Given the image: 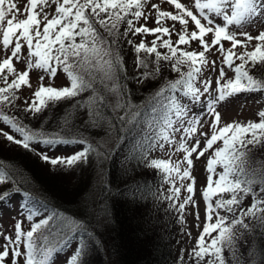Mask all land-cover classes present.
Wrapping results in <instances>:
<instances>
[{
  "label": "snow or ice",
  "instance_id": "snow-or-ice-1",
  "mask_svg": "<svg viewBox=\"0 0 264 264\" xmlns=\"http://www.w3.org/2000/svg\"><path fill=\"white\" fill-rule=\"evenodd\" d=\"M165 2L174 12L161 9ZM148 3L149 0H25L21 8L15 0H0V53L4 57L0 59V82L4 85L0 86V120L19 134V138L2 129L0 135L31 152H37L33 145L43 146L37 154L54 169L60 166L71 170L77 165L94 163L93 155L107 158L110 148L77 135L80 129L74 119L58 120L59 131L52 132L46 130L45 121L33 129L5 114L4 109L15 105L22 86L31 88L30 72L36 69L44 75L38 77L40 86L32 100L23 102L25 113L35 117L49 104L55 106L61 101L75 100L88 92V102H77L73 107L85 109L84 127L104 128L107 136L110 127L99 120L95 107L104 102V92H108L116 97L114 110H123L119 116L121 127L135 128L143 115V106L132 107L121 102L119 73L125 69L120 41L127 40L136 54L137 68L144 69L138 77L139 83L161 75L162 61L178 74L177 79L167 81L148 101L150 119L141 124L148 135L140 143L143 145V139L149 141L141 155L142 160H147L153 150L164 152L166 146L171 148L177 143L176 134H180L178 147L168 154V159H152L146 166L160 172L169 185L165 199L178 212L181 223H184L186 206H191L195 219L200 220L199 205L194 199L197 180L192 172L194 161L206 158L202 192L205 221L189 259L193 264H203L206 258V264H229L224 255L227 250L231 264H242L245 257L239 251V243L244 234L264 231V157L253 154L255 149H264V110L257 113L258 122L239 123L224 122L218 109L242 93L264 92V79L250 74L258 66H264V30L256 35L246 30L264 25V0H192L191 6L182 0H160L159 4H151L155 10V28L146 26ZM19 16L25 18L18 19ZM141 18L145 24L137 26ZM164 21L174 22L171 29ZM176 23L180 25L179 32H175ZM189 23L194 26L190 32ZM121 25H126L123 31ZM174 32L178 37L175 43L171 39ZM129 33L155 38L151 46L144 40L136 44L128 39ZM209 35L210 41L206 39ZM197 41L200 51L181 47ZM223 42H229L231 47L225 48ZM160 48L166 52L162 53ZM238 48L243 51H237ZM213 49L219 52L221 60H208L206 54ZM141 53L145 54L143 58ZM153 56L154 67L150 72L148 57ZM22 59L26 61V68L18 71L14 62ZM206 69H210L209 77H204ZM226 69L234 76L227 78ZM61 71L68 84L52 86ZM211 73H217L214 81ZM45 76L48 86L43 84ZM96 81L102 85V92H97ZM185 100L190 103L186 104ZM196 105L200 106L199 112L194 111ZM205 122L208 132L202 131ZM61 145H75L76 150L69 156L48 154L53 147ZM181 152L182 159L173 161L172 156ZM4 167L0 162V203L13 195L11 190L3 188L8 182ZM182 189L188 195L177 203ZM19 191L17 188L16 192ZM249 196L250 206L241 207ZM32 215L29 213V220ZM82 227L80 220L55 212L32 223L26 232L22 230V223L17 222L14 235L0 232L3 239L0 264H53L56 253L50 242L55 238L53 233L67 235ZM85 255L83 247H78L66 264H84ZM179 264H185L183 250ZM260 264H264V254Z\"/></svg>",
  "mask_w": 264,
  "mask_h": 264
},
{
  "label": "trees",
  "instance_id": "trees-1",
  "mask_svg": "<svg viewBox=\"0 0 264 264\" xmlns=\"http://www.w3.org/2000/svg\"><path fill=\"white\" fill-rule=\"evenodd\" d=\"M125 27L126 25H121V31ZM174 35H176L175 32L172 37ZM172 37L175 43L176 40ZM154 38L151 36V39ZM128 39L136 44L141 40L145 43L147 41V37L133 36L132 33H129ZM223 43L226 47V42ZM128 45L127 40L122 39L120 53ZM158 50L162 53L166 52L163 48ZM237 51H243V49H237ZM130 53L136 60V54L131 45ZM144 55L141 53L142 58ZM121 56L125 69L119 73L122 89L121 102L132 107L143 106L144 109L140 122L135 128L121 127L120 115L116 114L118 112L111 104L114 96L108 92H104L106 99L103 103L96 104L95 109L100 114L99 120L107 122L110 127V133L107 136L104 128L83 126L84 116L79 115L80 108L67 109L57 105L53 108L48 107L33 117L32 114L23 111L26 105L18 99L13 107L4 109L5 114L16 117L19 122L33 129L39 127L41 121H45L46 130L55 132L59 131L58 120L74 119L76 127L80 129L77 135H82L88 142L103 145L104 141L112 140L108 145L111 147L108 157L93 155L94 163L80 165V169L77 167L74 183L67 186L60 180L58 182L57 178L68 172V169L57 166L55 169L48 167V172L43 168L39 170L42 165L37 158L40 145H33L37 152H31L0 137V162L5 166L3 171L8 173V182L3 188L13 192L10 199L0 203V224H2L1 217L5 213V208L12 207L14 197L17 195L21 197L20 204L27 209L22 217L23 220H29L28 215L32 213V219L29 221L34 223L35 216L43 213L48 216L55 212L65 217L78 219L83 224L78 231L67 235L56 236V233H53L55 238L50 242L56 248V253L52 261L58 255L71 257L75 249L83 247L86 253L83 257L84 264H179L180 257L176 258L178 247L175 235L178 212L170 208L168 200L165 199V184L162 182L161 175L152 167L146 166L155 155L161 154V151L153 150L148 154L147 160H142L143 149L147 148L149 141L143 139V145L140 143L143 136L148 135L141 127L144 121L150 119L148 101L155 91L167 81L177 79L178 76L170 70L166 62L162 61L161 75L148 79V82L140 88L137 80L144 69L137 68L138 72L135 74V70L125 63L126 60L122 54ZM148 60V70L151 72L154 67L152 64L154 56L148 57ZM250 74L264 79V66H258ZM96 90L98 93L103 91L99 81H96ZM86 93L85 95L89 97L88 92ZM258 93L264 95V92ZM253 121L258 122V116ZM1 123L5 125L2 120H0ZM9 134L19 138V134L12 130ZM253 154L264 157V149H255ZM50 155L54 157L56 154ZM17 188L20 189L19 192H16ZM53 189L55 191L50 192ZM41 190L47 191L48 195ZM251 199V196L245 198L241 207L250 206ZM241 241L247 244L244 247L243 243L241 248V253L245 257L242 264H260L261 256L264 254V231L245 233ZM184 262L193 264L191 261L184 260Z\"/></svg>",
  "mask_w": 264,
  "mask_h": 264
},
{
  "label": "rangeland",
  "instance_id": "rangeland-1",
  "mask_svg": "<svg viewBox=\"0 0 264 264\" xmlns=\"http://www.w3.org/2000/svg\"><path fill=\"white\" fill-rule=\"evenodd\" d=\"M15 2L18 4V6H20L21 8H23L24 4H25V0H15ZM182 2L186 3L187 5L191 6V2L192 0H182ZM153 3H160V0H149V3L147 5V7L145 8V14L148 15V19H147V23L146 26L149 28H155L154 26L156 25L155 23V10L151 8V4ZM161 9L165 10V11H170V12H174V9L172 8V6L168 5L166 2L161 4ZM149 13H151L149 15ZM25 18L24 16H19L18 19H22ZM165 25L168 26L170 29L173 25L174 22L172 21H164ZM145 24V20L143 18H141L139 20V22L137 23V26L140 25H144ZM180 29V25L178 23H176L175 26V32H179ZM188 30L189 32L194 30V26L189 23L188 25ZM247 31H249L251 34L256 35L258 33V31L260 30H264V25H258L256 27H249L246 29ZM141 36L147 37V41L146 44L148 46H151V36L152 35H144V34H140ZM172 37V36H171ZM173 39L177 40L178 37L177 35H174L172 37ZM241 39H243L242 37H240ZM206 39H208L209 41L211 40V35H209L208 37H206ZM136 42H138V40L136 39ZM254 43V42H253ZM182 48H184L185 50H195V51H200L202 50L199 46L198 41L197 42H192L189 45H183L181 46ZM231 47L229 42H226V47L225 48H229ZM251 46H249L250 48ZM240 50V48H238ZM27 49H24V55H26ZM124 56V59L126 60L125 63L128 64L129 67H131V69L135 70V74L138 72L137 70V66H136V60L133 58L132 54L130 53V45L126 46L124 48V51L121 53ZM207 58L209 61H212L214 59L216 60H221L222 57H220L219 52H217L215 49H213L211 52L207 53ZM4 58L3 57V53H0V59ZM15 67L17 68L18 71H23L26 68V61L24 59H22L19 63L14 62ZM227 72V78L233 77V73L226 69ZM134 73V72H133ZM209 73H210V69H206L204 71V77H209ZM40 75H44V73L40 70H36L33 69L30 72V83H31V88L27 87V86H22L21 90L17 93V95L19 96V99L22 100V102H24L26 99L30 102L33 98V93L35 90L38 89L39 82H38V77ZM217 73H211L210 78L213 79V81L215 80ZM178 76V74H177ZM11 76L9 77V82L11 81ZM138 82V80H137ZM148 82L147 80L144 83H139L138 85L139 87H143V85ZM2 86L3 83H0ZM43 84L45 86L49 85V80L47 78V76H45V79L43 81ZM68 84V80L65 76L64 73L59 72L57 77L55 78V80L52 82V86L54 87H62ZM213 87H215V84H213ZM86 92L82 94L81 97L79 98H75V100H69V101H61L58 104H56L55 106H63L66 107L67 109H71L73 107V105L77 102H83V103H87V97L88 95ZM89 94V93H88ZM90 95V94H89ZM182 97V94L180 95ZM203 99V98H202ZM115 100L116 97L114 96V99H112V107L114 109V105H115ZM186 104L190 103L187 100L184 101ZM23 105V104H22ZM48 107L53 108V105L49 104ZM96 109V107H95ZM83 108H80V110H78L79 115L84 116V112ZM116 114L118 115H122L123 114V110L120 109H115ZM221 114H222V118L224 122H239V123H247L248 121H253L255 119V117L257 116V113L260 110H264V95L256 92V93H242L234 98L229 99L228 101H226L225 103L221 104L219 106L218 109ZM194 111L199 112L200 111V106L196 105ZM254 122V121H253ZM0 129H2L3 131L6 132H10L11 128L10 126H6L3 125L2 123L0 124ZM202 131L208 132L209 128L207 126V122H205V126L202 129ZM179 136L180 134L177 133L176 134V140L177 143L172 145L171 148H168L167 146L165 147V151L161 152V154L159 155H155V157H153V159H168V154L171 152L175 151V148L178 147V143H179ZM0 137L4 138L2 135H0ZM197 138H199L197 136ZM112 142L111 141H104V144L107 145V148H111L108 145H110ZM220 146L219 144L217 145V147ZM39 150L43 149V146H39L38 147ZM18 149V148H17ZM74 150H76V146L73 145L71 147H67V146H59V147H53L51 150L48 151V154H56L55 156H69L71 155L70 153L73 152ZM182 155L183 153H175L172 156L173 161L182 159ZM207 155V154H206ZM52 156V155H50ZM37 158L40 159L39 155H37ZM42 165L39 167L40 171L41 168H43L44 171L48 172L49 168L48 167H52L50 164L45 163L44 161H42L40 159ZM80 169V165L75 166L74 168H72L71 170H69L66 173L61 174L62 176L57 178L58 182L59 180L67 185L70 186L74 183V179L76 178L77 172L76 169ZM53 168V167H52ZM206 158H201L198 161H194V170L192 172V175L196 178L197 180V184L195 186L196 191H195V196L194 199L197 201L198 205H199V213H200V220L197 221L195 219V215H194V209L191 206H186L185 212H184V223L180 222L179 219V214H178V223H177V229H176V242H177V257L181 256V252L183 250V256H184V260L185 261H191L189 259V252L193 249V247L196 244V240L200 234V231H202L203 228V224L205 221V204L204 201L202 200V192L205 186V177H206ZM219 170V169H218ZM157 171V170H156ZM158 172V171H157ZM160 175L161 173L158 172ZM162 177V175H161ZM163 179V178H162ZM162 182L165 184V188H164V193L167 196L168 195V188L169 185L167 183L164 182V180H162ZM187 183V181L185 182ZM177 186H179V182H177ZM42 191V190H41ZM55 189L50 190V192H54ZM44 194L48 195L47 191H42ZM188 195V193L182 189L181 190V194H180V201L182 202L183 198ZM227 196V194H226ZM20 200L21 197L19 195H17L16 197H14V201L12 204V207L9 208H5V213L2 215V224H0V232H4L6 234H12L14 235V227L15 224L17 222L22 223V230L23 231H28L30 229L31 226V221L29 220H23V216L24 214L27 212V209L24 208L21 204H20ZM28 208V207H27ZM175 210V209H174ZM223 214V213H222ZM46 214L43 213L41 215H37L34 217V221L35 222H39V220L41 218H46ZM197 224H199V228H197ZM188 233H191V236L188 235ZM213 235H215V233H213ZM3 243V239L2 237H0V244ZM243 243L245 244L246 242H242L240 241L239 243V251L241 252V248ZM247 244L244 245V247H246ZM245 249V248H244ZM23 250V249H22ZM224 255L226 257V259H228L229 263H231V258H230V254L227 250H225ZM70 258L69 255L67 256H57L56 259L53 261V264H66V261ZM207 258L205 259V261L203 262V264H206ZM192 262V261H191ZM193 263V262H192Z\"/></svg>",
  "mask_w": 264,
  "mask_h": 264
}]
</instances>
